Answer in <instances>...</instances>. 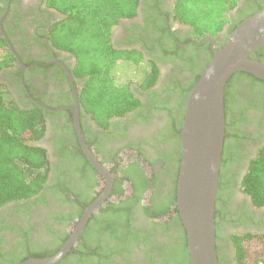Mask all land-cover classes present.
Instances as JSON below:
<instances>
[{
    "label": "flooded vegetation",
    "instance_id": "af4514ba",
    "mask_svg": "<svg viewBox=\"0 0 264 264\" xmlns=\"http://www.w3.org/2000/svg\"><path fill=\"white\" fill-rule=\"evenodd\" d=\"M144 1H138L133 17L118 19L109 42L117 51L135 50L142 57L136 66L145 64L146 72L155 67L157 76L147 88L143 87L148 78L145 72L138 83H131L129 87L138 99V105L124 116L110 118L108 127L102 128L80 106L79 91L83 79L73 72L76 58L54 47L48 40V29L61 14L48 6V0H0L2 30L21 60V63L17 61L5 41L15 63L1 66L0 89L7 90L20 108L37 105L35 101L46 106L38 105L45 115V131L36 144L46 149L50 162V172L42 191L29 199L0 206V264H20L34 255L51 252L58 236L73 231L80 218L75 215L69 224H64L62 217L75 214L73 211L81 207L84 210L87 206L85 199L92 197L93 201L105 187V178L92 165L96 170L95 184L89 183L91 177L85 178L80 163H75L77 171H74L70 158L57 155L68 150L72 138L84 154L74 128L72 109L75 108V96L81 133L96 159L114 174L113 169L127 168L133 160L129 157H134L144 174L153 177L154 203L166 198L175 164L168 160L163 169V161L164 155L174 149L170 131L179 124L183 92L206 67L213 48L217 49L225 41L233 22L251 12L259 2L264 3V0H238L224 27L214 37L206 36L198 41L190 32L191 28L173 19L171 11L175 0H147L153 3L154 9L147 7ZM146 8L149 9L145 11ZM156 10L161 12L163 23ZM0 36L3 37L1 30ZM207 37L214 40L213 45L206 41ZM175 42H178V51L174 48ZM262 49L264 52V46ZM2 61L3 57L0 58ZM226 103L228 123L215 211L218 220L216 245L229 249L230 254L224 260L218 250L221 264H233L231 236L264 233V206L254 205L242 187L250 162L264 146V89L234 85L228 89ZM114 179L115 175L112 188ZM54 183L69 185L74 192L71 199L77 200L79 205L62 201L60 192L50 190ZM124 186L129 188L126 193L131 195L132 185L126 182ZM112 188L105 202L93 214L117 199L111 194ZM151 194L152 189H149L142 196L141 205L150 204ZM140 211V204H136L133 213L135 226L145 222ZM138 250L133 248L134 256L140 260Z\"/></svg>",
    "mask_w": 264,
    "mask_h": 264
},
{
    "label": "trees",
    "instance_id": "16d2710c",
    "mask_svg": "<svg viewBox=\"0 0 264 264\" xmlns=\"http://www.w3.org/2000/svg\"><path fill=\"white\" fill-rule=\"evenodd\" d=\"M138 1L48 0V6L61 14V17L49 27L48 40L54 47L71 53L76 58L73 72L76 77L83 79L79 91L80 106L85 112L90 113L97 125L102 128L108 127L110 118L124 116L134 110L139 103L129 87L130 84L117 83L114 74L120 60L136 66L142 57L135 50L117 51L109 42L111 30L118 19L133 17ZM237 1L175 0L171 14L175 21L191 28L193 37L201 41L206 36L214 37L224 27ZM144 3L150 9H154L153 3L147 0ZM262 8L264 3L259 2L251 12L235 20L228 28L225 41L241 21ZM157 15L163 23L161 12L157 11ZM225 41L218 48L222 47ZM177 43L174 44L176 51L179 50ZM263 46L264 43L255 49L254 53L255 57L264 63ZM0 49L5 50L0 68L2 65L12 66L15 58L2 36H0ZM135 54L137 56H133ZM145 73L148 78L143 87L147 88L155 81L157 69L154 67L151 72ZM197 79L183 92L180 121L170 131L174 149L164 155L163 164L171 160L175 165L166 198L160 200L158 204L154 203L153 177L152 179L147 177L135 158L129 157L133 160L127 168L113 169L115 179L111 194H115L117 199L108 202L99 213L92 214L76 244L55 264H189L186 233L176 209V184L180 163L179 132L184 105L190 88ZM234 85L241 88L264 89V81L246 72H236L228 79L224 94L225 134L228 123L226 119L228 89ZM44 116L43 109L38 105L30 104L28 108H20L10 98L7 90L0 89V206L11 201L29 199L45 187L50 172V162L46 149L36 144L44 135ZM71 133L74 134L72 126ZM176 133H178L177 137H174ZM70 142L68 150L57 155L60 158H70L74 171H77L75 163H80L84 168L85 178L91 177L89 183L95 184L96 170L81 153L74 138ZM165 168L164 164L163 169ZM220 175L221 171H219L217 195L221 186ZM126 182L132 185L131 195L126 193L129 191V188L124 186ZM242 187L254 205L264 206V146L250 162ZM149 189H152L150 204L141 205L142 196ZM50 190L60 192L65 203L77 202L79 205L77 200L71 199L74 192L69 185L54 183ZM92 199V197L85 199V205H88ZM136 204H140V212L145 217L144 224L139 226L134 225L133 218ZM82 211L83 207L74 210L73 215L70 213L63 216L62 222L69 224L75 215L79 218ZM214 218L217 230L216 213ZM71 231L58 236L51 252L34 257L54 254L69 237ZM231 242L233 264H264V233L233 234ZM136 247L141 254L140 260L134 256L133 248ZM216 250L218 254V245ZM218 263L221 264L219 258Z\"/></svg>",
    "mask_w": 264,
    "mask_h": 264
},
{
    "label": "water",
    "instance_id": "95a60500",
    "mask_svg": "<svg viewBox=\"0 0 264 264\" xmlns=\"http://www.w3.org/2000/svg\"><path fill=\"white\" fill-rule=\"evenodd\" d=\"M0 30L21 63L1 23ZM206 41L214 44L210 37ZM263 43L264 8L241 21L222 47L213 48L212 58L187 95L180 130L176 209L186 233L189 264H219L214 214L225 137V86L236 72H246L264 81V63L254 53ZM74 101L72 111L77 138L89 163L105 178V187L84 208L75 228L54 254L28 258L20 264H55L60 261L76 244L88 219L105 202L112 188L114 174L86 145L80 128L77 96ZM35 103L46 107L40 101Z\"/></svg>",
    "mask_w": 264,
    "mask_h": 264
},
{
    "label": "rangeland",
    "instance_id": "374dc122",
    "mask_svg": "<svg viewBox=\"0 0 264 264\" xmlns=\"http://www.w3.org/2000/svg\"><path fill=\"white\" fill-rule=\"evenodd\" d=\"M5 50L0 49V58L3 57ZM147 71V66L142 64L140 66L131 65L128 63H118L115 68L116 82L120 84H136L143 77L144 72ZM11 98V97H10ZM220 249V256L224 260L226 255L229 256V249H225L222 245L218 246Z\"/></svg>",
    "mask_w": 264,
    "mask_h": 264
}]
</instances>
